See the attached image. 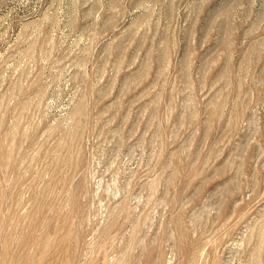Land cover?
<instances>
[{
	"label": "rangeland",
	"instance_id": "374dc122",
	"mask_svg": "<svg viewBox=\"0 0 264 264\" xmlns=\"http://www.w3.org/2000/svg\"><path fill=\"white\" fill-rule=\"evenodd\" d=\"M0 264H264V0H0Z\"/></svg>",
	"mask_w": 264,
	"mask_h": 264
}]
</instances>
